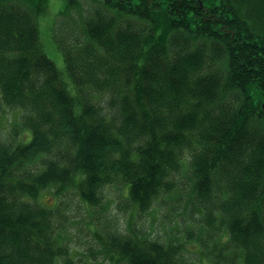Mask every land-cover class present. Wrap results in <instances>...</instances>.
<instances>
[{"label":"trees","instance_id":"16d2710c","mask_svg":"<svg viewBox=\"0 0 264 264\" xmlns=\"http://www.w3.org/2000/svg\"><path fill=\"white\" fill-rule=\"evenodd\" d=\"M88 1L61 71L39 37L48 0H0V106L18 111L0 134V264H75L59 202L103 209L108 185L136 214L188 187L202 264H264V0ZM173 241L127 222L97 251L190 264Z\"/></svg>","mask_w":264,"mask_h":264},{"label":"rangeland","instance_id":"374dc122","mask_svg":"<svg viewBox=\"0 0 264 264\" xmlns=\"http://www.w3.org/2000/svg\"><path fill=\"white\" fill-rule=\"evenodd\" d=\"M25 1V0H24ZM36 0H30L32 5ZM66 8V0H48L46 8L37 15L39 37L48 57L56 67L64 71L62 51L59 47L61 39L72 38L74 24L79 23L82 15L90 9L88 0H81L76 8ZM69 39V40H70ZM18 117V111L0 106V134L8 135L12 132L13 122ZM19 136L24 141L30 139V133L21 131ZM190 171L183 165L181 173L177 176L178 183L188 181ZM118 185H108L103 189V209H92L81 202L76 193L70 192L59 202L61 212L67 218L68 238L71 257L75 264H110L109 258L97 251L100 243L106 239V230L122 228L127 222L135 228L149 231L152 237L163 242L174 240L182 242L184 246L183 259L190 264L205 263L204 252L207 248L197 242V236H202L205 242H210L199 225L191 216L199 217L200 212L193 209L189 200L188 187L179 185L178 191L165 194L158 198L151 209L145 213L136 214L124 196L123 189ZM41 200L49 205L55 203L51 192L46 190ZM136 214V215H135ZM63 216V217H64ZM210 244V243H209Z\"/></svg>","mask_w":264,"mask_h":264},{"label":"water","instance_id":"95a60500","mask_svg":"<svg viewBox=\"0 0 264 264\" xmlns=\"http://www.w3.org/2000/svg\"><path fill=\"white\" fill-rule=\"evenodd\" d=\"M263 107H264V104H263Z\"/></svg>","mask_w":264,"mask_h":264}]
</instances>
